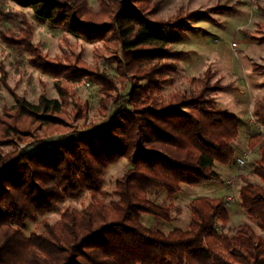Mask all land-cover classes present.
Listing matches in <instances>:
<instances>
[{
	"label": "trees",
	"instance_id": "1",
	"mask_svg": "<svg viewBox=\"0 0 264 264\" xmlns=\"http://www.w3.org/2000/svg\"><path fill=\"white\" fill-rule=\"evenodd\" d=\"M23 5L50 27L87 40H111L114 52L120 50V56H107L116 63L115 76L82 61L75 50L64 55L69 63L42 53L20 11L4 13L19 16L21 23L17 31L0 29L3 43L22 47L34 66L54 78L85 77L100 85L102 112L113 99L116 83L130 80V108L115 112L100 132L32 152L0 151V264H264V237L250 224L235 226L232 234L222 231L229 222L223 197L193 198L186 230L165 233L141 222L144 213L164 221L180 213L172 202L150 200L152 189L171 197L181 185L223 183L215 165L234 161L232 143L238 136L237 116L217 108L215 99L205 95L226 88L218 80L210 84L214 72L209 68L189 78L196 89L156 96L158 88L172 80L186 52L169 48L168 23L150 17L151 0H100L97 12L86 0H29ZM261 11L264 15V7ZM259 28L264 31V23ZM260 39L264 41V34ZM254 69L264 75V65ZM55 86L60 99L40 95L30 103L14 96V104L0 114V144L10 141L7 137L24 139L33 131L47 134L63 128L66 98L74 94L66 92L64 80ZM80 111L76 107L74 117ZM252 115L264 125V92L254 97ZM247 147L260 154L253 172L264 181V134L250 136ZM120 158L130 167L116 180L118 200L105 204L96 195L106 167ZM243 181L241 206L264 228V187L246 177ZM84 190L94 203L81 210L65 208L56 222H44L41 232L24 235L26 220L51 212L65 197Z\"/></svg>",
	"mask_w": 264,
	"mask_h": 264
},
{
	"label": "rangeland",
	"instance_id": "2",
	"mask_svg": "<svg viewBox=\"0 0 264 264\" xmlns=\"http://www.w3.org/2000/svg\"><path fill=\"white\" fill-rule=\"evenodd\" d=\"M27 2L29 0H21V3L17 0H0V29L11 28L17 31L21 23L20 17L4 13L23 12L31 24L32 42L42 53L48 57L60 56L65 59L64 55L75 50L82 61L90 66L97 65L100 70L115 76L116 63L107 56L115 52L120 56V50L117 48L114 52L110 45L111 40H87L70 34L61 27H50L46 21L35 18L32 10L23 5ZM86 2L93 12L99 10L100 0ZM151 2L154 9L150 12V17L168 23L165 38L169 48L186 52L178 60L176 71L170 75L172 80L161 85L156 96L166 98L174 92L184 93L196 89L190 84L189 78H198L209 68L214 72L210 84L218 80L217 84L226 88L222 91L207 92L205 95L215 99L217 108L237 116L238 136L232 143L235 155L229 168L215 165L223 183L181 185L171 197L161 189H152L149 191L150 200L159 205H168L172 202L180 207V213H171L170 221L144 213L141 222L165 233L174 228L186 230L191 216L189 204L193 198L223 197L229 215V222L222 228L223 232L232 234L235 226L248 223L257 234L264 237V228L249 217L242 208L238 196L240 188L244 185V177L264 187V181L253 172L260 154L247 147L250 136L264 134V125L256 121L252 115L254 97L264 92V75L254 69L255 65H264V41L260 39L264 31L259 28V24L264 23L261 11L264 0H151ZM28 58V53L22 47L8 46L0 39V114L3 108H9L14 104V96L23 97L30 103H36L40 95L60 99L55 86L57 80H64L68 85L66 92H73L74 95L73 97L67 95L69 103L64 109L65 122L61 124L63 126L61 130L47 134L33 131L24 139L7 137L10 141L0 144V151L3 153L32 152L45 145L51 146L92 132L103 131L111 123L115 112L121 108H130L128 103L130 80L123 84L116 83L117 90L113 93V99L102 112L100 100L104 98V94L100 85L85 77L54 78L34 66ZM63 61L69 63L66 59ZM142 83L145 84L146 81ZM76 107L82 112L78 117H74ZM244 152L251 153L250 161L241 174L235 175V157ZM129 167V162L125 158L109 164L103 175L101 192L96 195L97 199L105 204L117 201L118 197L114 194L116 180ZM228 178L233 179L232 185L226 183ZM94 202L88 190L76 196H67L51 212L38 215L33 220H26L22 226L23 233L25 236L39 233L43 230L44 222L50 224L56 222L63 209L81 210Z\"/></svg>",
	"mask_w": 264,
	"mask_h": 264
},
{
	"label": "built area",
	"instance_id": "3",
	"mask_svg": "<svg viewBox=\"0 0 264 264\" xmlns=\"http://www.w3.org/2000/svg\"><path fill=\"white\" fill-rule=\"evenodd\" d=\"M251 153L250 152H244L240 154L238 157H235V175H239L243 172V170L246 168L247 164L250 161ZM226 183L229 185L233 184V179L228 178L226 180ZM228 200H231V198H228ZM226 206V205H225Z\"/></svg>",
	"mask_w": 264,
	"mask_h": 264
},
{
	"label": "crops",
	"instance_id": "4",
	"mask_svg": "<svg viewBox=\"0 0 264 264\" xmlns=\"http://www.w3.org/2000/svg\"><path fill=\"white\" fill-rule=\"evenodd\" d=\"M221 167H223V168H229V165H220ZM210 184H216V183H214V182H210V183H208V185H210ZM218 184H220V183H218ZM207 185V184H206ZM205 187V186H204ZM206 188V187H205Z\"/></svg>",
	"mask_w": 264,
	"mask_h": 264
}]
</instances>
